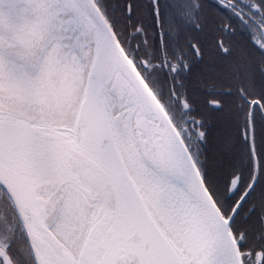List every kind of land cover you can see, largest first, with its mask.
Listing matches in <instances>:
<instances>
[{"label":"snow or ice","instance_id":"snow-or-ice-1","mask_svg":"<svg viewBox=\"0 0 264 264\" xmlns=\"http://www.w3.org/2000/svg\"><path fill=\"white\" fill-rule=\"evenodd\" d=\"M0 264H264V0H0Z\"/></svg>","mask_w":264,"mask_h":264}]
</instances>
